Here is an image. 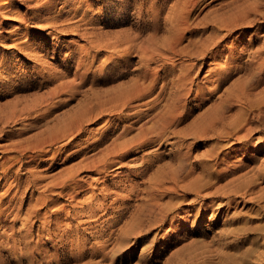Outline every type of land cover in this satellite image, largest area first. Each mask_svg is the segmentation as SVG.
<instances>
[{"label": "rangeland", "instance_id": "rangeland-1", "mask_svg": "<svg viewBox=\"0 0 264 264\" xmlns=\"http://www.w3.org/2000/svg\"><path fill=\"white\" fill-rule=\"evenodd\" d=\"M9 5L0 264H264V0Z\"/></svg>", "mask_w": 264, "mask_h": 264}, {"label": "bare ground", "instance_id": "bare-ground-1", "mask_svg": "<svg viewBox=\"0 0 264 264\" xmlns=\"http://www.w3.org/2000/svg\"><path fill=\"white\" fill-rule=\"evenodd\" d=\"M47 1H50V0H47ZM9 2H10V0H0V11L2 10V9H6L7 8V5H9ZM53 2H54V0H53ZM64 2V1H63ZM51 3V2H50ZM49 4V3H48ZM10 6V5H9ZM12 6V5H11ZM47 6H49V5H47ZM45 7V8H49V7ZM52 6V5H51ZM34 9V8H33ZM9 10H11V9H9ZM36 10H38V9H36ZM41 10V9H40ZM9 13H10V11H9ZM21 17V16H20ZM34 17V16H33ZM35 17H37V16H35ZM38 18V17H37ZM36 19V18H35ZM3 21V20H2ZM21 22L23 21V18L20 20ZM1 24V23H0ZM3 64H5V63H3Z\"/></svg>", "mask_w": 264, "mask_h": 264}]
</instances>
